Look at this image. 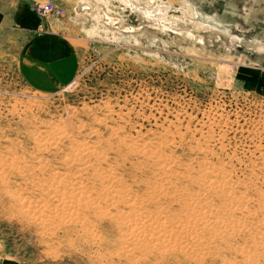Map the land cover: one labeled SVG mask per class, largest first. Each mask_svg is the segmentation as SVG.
<instances>
[{
    "label": "rangeland",
    "instance_id": "obj_1",
    "mask_svg": "<svg viewBox=\"0 0 264 264\" xmlns=\"http://www.w3.org/2000/svg\"><path fill=\"white\" fill-rule=\"evenodd\" d=\"M20 1L0 0L1 258L264 264V0H32L80 60L51 94L19 76Z\"/></svg>",
    "mask_w": 264,
    "mask_h": 264
},
{
    "label": "crops",
    "instance_id": "obj_2",
    "mask_svg": "<svg viewBox=\"0 0 264 264\" xmlns=\"http://www.w3.org/2000/svg\"><path fill=\"white\" fill-rule=\"evenodd\" d=\"M32 0H21L14 8L16 21L24 32L23 49L18 55V73L33 91L46 94L67 86L76 77L80 60L74 38L31 9ZM0 264L6 263L0 256Z\"/></svg>",
    "mask_w": 264,
    "mask_h": 264
},
{
    "label": "bare ground",
    "instance_id": "obj_3",
    "mask_svg": "<svg viewBox=\"0 0 264 264\" xmlns=\"http://www.w3.org/2000/svg\"><path fill=\"white\" fill-rule=\"evenodd\" d=\"M112 21H113V19H112ZM150 23H152V22H150ZM98 120H99V119H98ZM62 133H63V132H62ZM54 135H55V134H54ZM48 137H49V136H48ZM61 137H62V136H61ZM51 138H52V137H51ZM56 138H57V136H56ZM58 139H59V138H58ZM170 141H171V140H170ZM46 142L48 143V141H46ZM47 143H46V145H47ZM43 144H44V143H43ZM81 144H82V143H81ZM41 145H42V144H41ZM48 145H49V144H48ZM76 145H77V143H76ZM89 145H90V144H89ZM89 145H88V146H89ZM92 145H93V144H92ZM43 147L46 148L45 145H44ZM82 147H83V146H82ZM41 148H42V147H41ZM70 148H73V147L71 146ZM79 148H80V147H79ZM84 148H85V147H84ZM88 148H89V147H88ZM144 148H146V147L144 146ZM47 149H48V147H47ZM89 149H91V148H89ZM81 150H82V148H81ZM143 150H145V149H143ZM143 150H142V151H143ZM146 150H147V148H146ZM148 150H149V149H148ZM89 151H90V150H89ZM139 151H140V150H139ZM154 151H155V150H154ZM79 152H80V154H82L81 151H79ZM82 152L84 153L85 151L82 150ZM70 153H71V152H70ZM144 153H146V152H144ZM147 153H148V152H147ZM150 153H151V152H150ZM76 154H78V153H76ZM76 154H75V155H76ZM84 154H85V153H84ZM101 154H102V153H101ZM73 155H74V154H73ZM69 156H70V155H69ZM79 156H80V155H79ZM81 156H82V155H81ZM74 157H75V156H74ZM77 157H78V156H77ZM102 157H103V155H102ZM81 158H82V157H79L80 160H81ZM95 158H96V157H95ZM13 159H14V158H13ZM71 159H72V158H71ZM74 159H76V158H74ZM77 160H78V159H77ZM82 160H83V158H82ZM98 160H99V159H98ZM69 161H70V160H69ZM75 161H76V160H75ZM159 161H164V160L161 159V160H159ZM159 161H157V162L159 163ZM82 162H83V161H81V163H82ZM84 162H85V161H84ZM157 162H156V163H157ZM162 163H163V162H162ZM77 164H78V163H77ZM83 164H85V165H83ZM83 164L81 165V167L79 166V168L77 167L76 170L73 171V172L75 173V176H74L73 178H75V177H80V179H81L82 176H80V174H82L83 172L86 173V174H88V173L90 172L89 169L92 168V167H91L89 164H87V163H83ZM159 164H160V163H159ZM159 164H156V165H159ZM79 165H80V163H79ZM168 165H169V164H168ZM161 166H162V165H161ZM161 166H160V167H161ZM100 167H101V166H100ZM157 167L159 168V166H157ZM163 167H165V166H163ZM167 167H168V166H167ZM169 167H170V166H169ZM202 167H203V166H202ZM94 168H95V167H94ZM109 168H110V167H109ZM109 168H108V169H109ZM101 169H102V167L100 168V170H101ZM112 169H113V168H112ZM112 169H110V170L112 171ZM93 170H94V169H93ZM100 170H98V173H99ZM158 170H159V169H158ZM168 170H169V168H168ZM204 170H205V169H204ZM101 171H102V170H101ZM101 171H100V172H101ZM163 171H164V170H163ZM201 171H202V170H201ZM92 172L94 173V171H92ZM161 172H162V171H161ZM166 172H167V171H166ZM207 172H209V171H207ZM212 172H213V171H212ZM51 173H52V172H51ZM55 173H56V172H55ZM58 173H59V172H57V176H58ZM71 173H72V172H71ZM90 173H91V172H90ZM98 173H97V174H98ZM102 173H104V172H102ZM109 173H110V172H109ZM113 173H114V172H113ZM199 173H201V172H199ZM59 174H60V173H59ZM99 174H101V173H99ZM99 174H98V175H99ZM105 174H106V173H104V175H105ZM114 174H115V173H114ZM114 174H113V175H114ZM60 175H61V174H60ZM70 175H71V174H70ZM70 175H68L69 178L72 177L73 174H72L71 176H70ZM98 175H97V177H95V176H94V177H95V178H98ZM158 175H160V174H158ZM105 176H106V175H105ZM109 176H110V175H109ZM109 176H107V178H108ZM115 176H116V175H115ZM200 176H201V175H200ZM209 176H210V175H209ZM102 177H104L103 174H102ZM112 177H113V176H112ZM112 177H111V178H112ZM210 177H211V176H210ZM217 177H218V176H217ZM100 178H101V175H100ZM111 178H110V179H111ZM159 178H161V177H159ZM212 178H213V177L209 178L210 181H211ZM215 178H216V177H215ZM219 178H220V177H219ZM219 178H218V179H219ZM222 178H223V177H222ZM103 179H104V178H103ZM112 179H113V178H112ZM116 179H118V177L115 178V180H116ZM75 180H76V179H75ZM94 180H96V179H94ZM107 180H108V179H107ZM115 180H113V181H115ZM164 180H165V179H164ZM206 180H207V178H206ZM223 180H225V179H223ZM80 181H81V180H80ZM109 181H110V180H109ZM117 181H118V180H116V182H117ZM155 181H156V180H155ZM162 181H163V180H162ZM212 181H213V180H212ZM68 182H69V181H68ZM78 182H79V181H78ZM98 182H100V179H99ZM98 182H97V183H98ZM106 182H107V181H106ZM156 182H157V181H156ZM207 182H208V181H207ZM214 182H215V181H214ZM81 183H82V181H81ZM117 183H118V182H117ZM117 183H116V184H117ZM218 183H219V182H218ZM226 183H227V182H226ZM69 184H70V182H69ZM71 184H72V183H71ZM84 184H86V183H84ZM102 184H103V183H102V181H101L100 185H102ZM104 184H106V183H104ZM210 184H211V183H210ZM210 184L208 183V186H209ZM67 185H68V184H67ZM93 185H94V184H93ZM107 185H108V184H107ZM107 185H106V186H107ZM114 185H115V184H114ZM114 185H113V186H114ZM120 185H122V184H120ZM153 185H154V184H153ZM160 185H161V184H160ZM162 185H163V184H162ZM212 185H213V184H212ZM216 185H218V184L216 183ZM123 186H124V185H123ZM155 186H156V185H155ZM157 186H158V185H157ZM164 186H165V185H164ZM208 186H207V187H208ZM210 186H211V185H210ZM83 187H84V186H83ZM83 187L81 186V188H83ZM103 187H104V186H103ZM107 187H108V186H107ZM124 187H126V186H124ZM218 187H219V186H218ZM70 188H72V189L74 190V186L71 185ZM114 188H115V187H114ZM150 188H151V187H150ZM150 188H148V189L150 190ZM162 188H163V186H162ZM162 188H161V189H162ZM203 188H204V186H203ZM210 188H211V187H210ZM212 188H213V186H212ZM214 188H215V186H214ZM219 188H220V187H219ZM72 189H71V190H72ZM78 189H79V188H78ZM85 189H86V188H84V190H85ZM87 189H88V188H87ZM98 189H99V188H98ZM115 189H116V188H115ZM118 189H119V188H118ZM154 189H155V188H154ZM157 189L159 190V188H157ZM215 189H216V188H215ZM215 189H214V190H215ZM76 190H77V189H76ZM84 190H83V191H84ZM89 190H90V189H89ZM100 190H101V189H100ZM108 190H109V189H108ZM158 190H157V191H158ZM164 190H165V189H164ZM179 190H181V189H179ZM182 190H183V189H182ZM74 191H75V190H74ZM79 191H80V189H79ZM83 191H82V192H83ZM91 191H92V190H91ZM152 191H156V190H152ZM162 191H163V190H162ZM87 192H88V190H85V193H87ZM148 192H149V191H148ZM67 193L69 194V192H67ZM99 193H100V192H99ZM101 193H103V192H101ZM149 193H150V192H149ZM151 193H152V192H151ZM155 193H156V192H155ZM157 193H158V192H157ZM198 193H199V192H198ZM56 194H57V193H56ZM77 194H79V193L77 192ZM77 194H76V195H77ZM95 194H96V192H95ZM109 194H110V193H109ZM181 194H182V193H181ZM199 194H200V193H199ZM70 195H72V193H70ZM70 195H69V196H70ZM84 195H85V194H83V196H84ZM92 195H94V194H92ZM102 195H104V194H102ZM123 195H124V193H123ZM125 195H128V194H125ZM147 195H148V194H147ZM157 195H158V194H157ZM159 195H160V194H159ZM186 195H188V194H186ZM189 195H190V194H189ZM204 195H205V194H204ZM98 196H99V195H98ZM115 196H116V195H115ZM131 196H132V195H131ZM131 196H130V197H131ZM153 196H154V195H153ZM153 196H152L151 198H153ZM163 196H165V194H164ZM166 196H169V195H166ZM180 196H181V195H180ZM184 196H185V195H184ZM184 196H183V197H184ZM190 196H191V195H190ZM190 196H189V197H190ZM89 197H90V196H89ZM100 197H101V194H100L99 198H100ZM111 197H112V196H111ZM127 197H128V196H127ZM138 197H139V196H138ZM230 197H231V196H230ZM109 198H110V197H109ZM115 198H116V197H115ZM128 198H129V197H128ZM140 198H141V197H140ZM151 198H150V199H151ZM154 198L156 199V197H154ZM104 199H105V198H104ZM113 199H114V198H113ZM141 199H142V198H141ZM85 200H86V199H85ZM109 200H110V199H109ZM116 200H117V199H116ZM132 200H133V199H132ZM153 200H154V199H153ZM153 200H152V201H153ZM75 201H76V200H75ZM79 201H80V200H79ZM113 201H114V200H113ZM130 201H131V200H130ZM190 201H191V200H190ZM234 201H235V200H234ZM81 202H83V201H81ZM104 202H105V201H104ZM118 202H119V201H118ZM137 202H138V201H137ZM111 203H112V201H111ZM130 203H131V202H130ZM139 203H142V202H139ZM139 203H138V205H140ZM199 203H200V202H199ZM199 203H198V204H199ZM99 204H100V203H99ZM99 204H98V205H99ZM133 204H134V203H133ZM135 204H136V203H135ZM143 204H144V203H143ZM205 204H207V203H205ZM237 204H238V203H237ZM73 205H74V204H73ZM86 205H87V204H86ZM89 205H91V204H89ZM113 205H115V203L112 204V206H113ZM118 205H119V204H118ZM141 205H142V204H141ZM141 205H140V206H141ZM235 205H236V203H235ZM82 206H84V205H82ZM124 206H125V205H124ZM203 206H205V205H203ZM203 206H201L200 208H203ZM209 206H210V205H209ZM71 207H72V206H71ZM144 207H145V206H144ZM144 207H143V208H144ZM75 208H76V207H75ZM88 208H90V207L88 206ZM97 208H98V207H97ZM133 208H134V207H133ZM106 209H107V208H106ZM136 209H137V207H136ZM140 209H141V208H140ZM70 210H71V209H70ZM95 210H96V209H95ZM103 210H104V209H103ZM204 210H205V209H204ZM104 211H106V210H104ZM137 211H138V210H137ZM106 212H107V211H106ZM108 212H109V211H108ZM118 212H119V211H118ZM97 213H99V212H97ZM183 213H184V212H183ZM183 213H182V214H183ZM119 214H120V212H119ZM206 214H207V213H206ZM115 215H116V214H115ZM184 215H185V214H184ZM186 215H187V214H186ZM209 215H210V214H209ZM205 216H208V215H205ZM100 217H101V216H100ZM110 217H112V216H110ZM192 217H193V216H192ZM208 217H209V216H208ZM179 218H180V217H179ZM183 218H184V217H183ZM160 219H161V218H160ZM180 219H181V218H180ZM124 222H125V221H124ZM123 224H124V223H123ZM143 224H144V223H143ZM125 225H126V223H125ZM140 227H141V226H140ZM133 231H134V230H133Z\"/></svg>",
    "mask_w": 264,
    "mask_h": 264
},
{
    "label": "built area",
    "instance_id": "obj_4",
    "mask_svg": "<svg viewBox=\"0 0 264 264\" xmlns=\"http://www.w3.org/2000/svg\"><path fill=\"white\" fill-rule=\"evenodd\" d=\"M32 13L37 15L39 18H46L50 15L61 16L62 9L52 2L40 3L35 2L31 9Z\"/></svg>",
    "mask_w": 264,
    "mask_h": 264
}]
</instances>
